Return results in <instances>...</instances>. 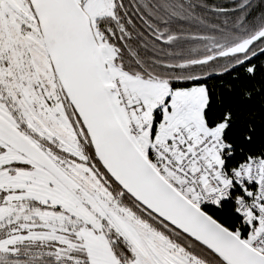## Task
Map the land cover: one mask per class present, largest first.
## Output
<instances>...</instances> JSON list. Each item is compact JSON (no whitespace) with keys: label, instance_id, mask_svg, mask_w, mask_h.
<instances>
[{"label":"snow or ice","instance_id":"6c2138e0","mask_svg":"<svg viewBox=\"0 0 264 264\" xmlns=\"http://www.w3.org/2000/svg\"><path fill=\"white\" fill-rule=\"evenodd\" d=\"M0 264H264V0H0Z\"/></svg>","mask_w":264,"mask_h":264}]
</instances>
